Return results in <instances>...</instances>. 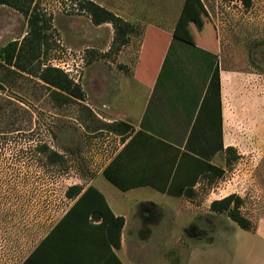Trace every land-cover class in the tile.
<instances>
[{"label": "rangeland", "instance_id": "rangeland-1", "mask_svg": "<svg viewBox=\"0 0 264 264\" xmlns=\"http://www.w3.org/2000/svg\"><path fill=\"white\" fill-rule=\"evenodd\" d=\"M90 1L132 26L128 44L114 50V28L93 25L77 11V0H39L46 43L34 64L36 70L53 66L67 73L85 92L84 103L60 106L36 77L0 68V264L19 262L32 237L60 218L69 206L68 188L105 180L102 171L118 149V139L95 131L105 128L95 115V83L130 75L146 34L172 32L170 52L178 43L197 48L189 45L194 43L191 36L220 71L237 73L235 86L223 79L226 141L237 160L225 165L223 177L209 178V185L200 187L208 199L197 202L200 211L189 224L202 225L207 206L230 195L242 199L241 214L251 222V230L245 231L227 214H215L212 242L205 249L197 246L193 258L199 264L203 258L213 264H264V241L256 235L264 233V0H253L250 9L225 0ZM29 31L22 14L0 6V52L11 42L21 44ZM151 43L145 62L151 51V57L157 53ZM41 146L63 155V163L52 164L40 153ZM159 203L166 209L146 244L144 264L156 258L174 264L170 241L190 229L175 221L170 202ZM183 252L187 259L190 253Z\"/></svg>", "mask_w": 264, "mask_h": 264}, {"label": "crops", "instance_id": "crops-1", "mask_svg": "<svg viewBox=\"0 0 264 264\" xmlns=\"http://www.w3.org/2000/svg\"><path fill=\"white\" fill-rule=\"evenodd\" d=\"M175 36L173 32L168 35L146 34L130 75L119 74L115 80L95 83V88L99 89L95 92L96 117L104 124L125 123L132 127L126 136L115 135L118 149L103 169L119 156L113 170L117 171L119 183L133 186L132 189L123 191L99 178L84 188L85 191L90 185L95 187L113 215L124 218L121 247L117 249L110 244L108 229L102 225L103 219L92 215L87 204L71 210L79 197L66 198L68 208L54 224L42 229L41 235L32 237L23 258L16 264H144L142 258L148 250L146 244L153 230L158 229L159 216L166 209L159 199L172 204L176 222L185 228L190 226V229L183 228L182 235L170 241L176 254L174 264H183L184 261L199 264L193 254L197 246L205 249L204 245L212 242L215 213L210 207L213 202L207 206V218L202 225L189 223L200 211L197 202L208 199V195L200 194L199 190L205 183L209 185L210 177L201 173L203 165L191 157H183V154L200 151L208 155L216 147L213 143L214 106L212 100L205 101L215 65L209 60L207 50L201 47L200 40L191 36L189 38L194 43L189 45L197 48H184L178 43L170 52ZM151 42L157 53L151 57V51L145 62V52L151 49ZM236 75L220 71L224 149L232 144L226 141L225 103L228 98L224 95L223 79L230 80L235 86ZM225 157L224 152H219L209 164L225 170ZM195 180L194 195L190 198L163 193H179L190 188ZM88 199L98 202L101 208L98 197L91 195ZM256 235L264 241L263 232ZM185 250L190 253L187 259L181 255ZM147 264H151L149 259ZM152 264L168 263L165 258H156ZM201 264L213 263L203 258Z\"/></svg>", "mask_w": 264, "mask_h": 264}, {"label": "trees", "instance_id": "trees-1", "mask_svg": "<svg viewBox=\"0 0 264 264\" xmlns=\"http://www.w3.org/2000/svg\"><path fill=\"white\" fill-rule=\"evenodd\" d=\"M225 1L239 2L246 9H250L253 5V0ZM77 2V11L79 13L86 14L90 18L93 25L101 26L109 24L114 28L115 39L113 41L112 47L114 50L120 51L128 44L129 36L133 33V28L128 22L90 0H77ZM0 5L10 7L22 14L28 20V26L30 28V31L27 33V36L23 39L21 44H19L18 41H14L3 48V50L0 52V68L13 67L18 71L36 77L47 87L50 95L60 106L67 105L72 101L84 103L86 100L85 92L82 90L80 85L76 84L63 70L53 66L40 68L39 70L35 69L34 64L40 59L42 48L46 43L45 36L40 29L42 18L39 9V0H0ZM206 100H212L214 106L213 112L215 120L213 122V143L216 145V147H214L213 152L208 155H206L204 152L192 151V154L184 153L183 157H191L197 160V162L204 166V169L201 170V173H207L208 177L213 179L221 178L224 176L225 170L209 164L212 157H214L219 152H224L226 155V166L228 167L233 163V161L237 160V156L236 154L232 155L235 153V149L233 147L224 149L223 145L221 78L218 65L215 66L213 74L210 77L205 101ZM104 127L105 128L96 129L95 131L100 132L105 130L114 135L126 136L132 130V127L125 123L105 124ZM86 128L89 129V126H86ZM194 130L195 128L192 131L191 140L193 138ZM187 148L191 149L188 144ZM39 151L40 153L46 154L48 160L52 164L59 165L63 163V155L49 149L47 146H41ZM194 155H197L199 158H195ZM118 158L119 156L110 164L108 168L103 171L102 175L106 180L123 191L132 189L131 187L133 186H125L119 183L117 171L113 170L115 166L117 167ZM203 158L206 160H201ZM196 181L197 180L193 182L190 188L182 190L179 193L170 191L163 193L180 197L184 195L190 198L194 195L192 187H194ZM91 195H95L101 200V208L98 206V202L88 199ZM65 197L68 199H76L79 197L71 210L81 208L87 204L92 215H94L96 218L103 219L102 225L108 229L110 244L117 249L121 247V236L125 220L122 217L116 218L113 215L106 205L103 195L95 187L90 185L84 191V188L81 186H72L66 191ZM242 204L243 201L240 197L236 195H230L222 200L214 201L211 204L210 209L213 213L218 215L227 214L228 218L237 224L241 229L250 231L251 222L241 214Z\"/></svg>", "mask_w": 264, "mask_h": 264}]
</instances>
